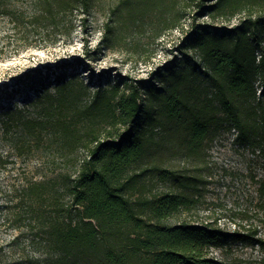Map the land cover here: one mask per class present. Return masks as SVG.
<instances>
[{
  "label": "trees",
  "instance_id": "1",
  "mask_svg": "<svg viewBox=\"0 0 264 264\" xmlns=\"http://www.w3.org/2000/svg\"><path fill=\"white\" fill-rule=\"evenodd\" d=\"M18 1L0 0V16L9 17L15 29L29 30L60 26L65 15L89 11L94 3L31 0L26 20ZM169 1L173 8L180 2ZM184 2L186 8L195 6L197 15H212L264 0ZM183 41L199 58L187 50L185 65L164 64L152 79H117L93 92L66 74L55 76L51 90L50 74L27 71L24 82L41 87L33 101L43 115L22 122L33 140L51 134L69 158L80 149L85 152L73 176L58 172L67 203L54 194L61 192L54 176L14 187V218L36 224L46 236L54 251L49 264H264L259 226L245 233L208 221L169 223L170 217L194 207L202 179L185 167L164 166L167 152L182 148L187 155L199 154L225 127L236 130L238 142L264 149V11L252 9L232 27L196 25L185 31ZM2 112L10 113L7 108ZM31 141L26 136L22 151L33 150ZM155 183L169 185L154 190ZM236 242L257 248L260 256L219 258L211 253L213 247L229 252ZM0 264H18L3 243Z\"/></svg>",
  "mask_w": 264,
  "mask_h": 264
},
{
  "label": "rangeland",
  "instance_id": "2",
  "mask_svg": "<svg viewBox=\"0 0 264 264\" xmlns=\"http://www.w3.org/2000/svg\"><path fill=\"white\" fill-rule=\"evenodd\" d=\"M16 5L25 11L27 20L32 14L31 0H19ZM185 5L184 0L175 8L169 0L161 5L158 0H94L89 11L65 15L60 26L31 30L15 29L9 17L0 16V243L18 264H49L54 251L36 224L14 218L10 206L15 185L54 176V185L61 191L54 194H61V201L67 203L63 184L57 182L58 172L73 176L85 153L80 149L69 158L55 135L48 134L41 142L33 140L22 122L43 112L34 104L39 85L24 82L27 71L41 70L43 77L50 74L51 90L55 76L64 74L88 84L87 91L92 92L101 83L117 79L128 83L152 79L164 64L185 65L187 50L199 58L193 47L184 44L185 31L199 24L232 27L252 9L264 11V3L254 7V3L248 6L244 2L233 12L197 15L195 6ZM6 108L7 115L2 112ZM235 133L234 128H221L196 155H187L182 148L166 153L164 166L185 167L202 179L194 207L170 217L169 223L208 221L228 230L248 233L259 226L264 232V149L238 142ZM26 136L32 140L33 150L19 147ZM168 185L155 183L154 190ZM211 253L219 258L260 256L257 248L241 242L232 244L229 252L213 247Z\"/></svg>",
  "mask_w": 264,
  "mask_h": 264
},
{
  "label": "built area",
  "instance_id": "3",
  "mask_svg": "<svg viewBox=\"0 0 264 264\" xmlns=\"http://www.w3.org/2000/svg\"><path fill=\"white\" fill-rule=\"evenodd\" d=\"M259 92L261 91V89L258 90Z\"/></svg>",
  "mask_w": 264,
  "mask_h": 264
}]
</instances>
